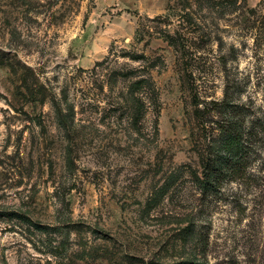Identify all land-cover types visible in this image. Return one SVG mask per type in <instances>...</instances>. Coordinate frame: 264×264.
Listing matches in <instances>:
<instances>
[{
    "label": "rangeland",
    "instance_id": "1",
    "mask_svg": "<svg viewBox=\"0 0 264 264\" xmlns=\"http://www.w3.org/2000/svg\"><path fill=\"white\" fill-rule=\"evenodd\" d=\"M227 86L259 139L204 199ZM188 261L264 264V0H0V264Z\"/></svg>",
    "mask_w": 264,
    "mask_h": 264
},
{
    "label": "trees",
    "instance_id": "2",
    "mask_svg": "<svg viewBox=\"0 0 264 264\" xmlns=\"http://www.w3.org/2000/svg\"><path fill=\"white\" fill-rule=\"evenodd\" d=\"M197 118L202 121L204 143L200 171L195 175L201 196L210 199L246 172L251 151L259 139V125L251 119L247 105L234 100L230 86L225 88L222 101L197 110Z\"/></svg>",
    "mask_w": 264,
    "mask_h": 264
}]
</instances>
